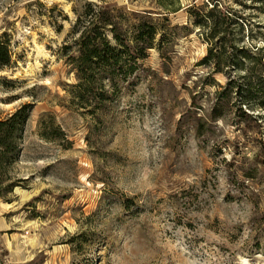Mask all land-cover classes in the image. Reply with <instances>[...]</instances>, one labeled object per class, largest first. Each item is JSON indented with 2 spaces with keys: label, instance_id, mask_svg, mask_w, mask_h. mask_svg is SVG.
I'll list each match as a JSON object with an SVG mask.
<instances>
[{
  "label": "rangeland",
  "instance_id": "1",
  "mask_svg": "<svg viewBox=\"0 0 264 264\" xmlns=\"http://www.w3.org/2000/svg\"><path fill=\"white\" fill-rule=\"evenodd\" d=\"M181 1L169 14L174 39L94 119L72 100L60 49L87 3H110L132 24L163 12L156 0H0L11 54L0 119L32 105L5 181L17 185L0 194V264H264V167L237 146L246 135L235 94L221 118L194 124L192 95L205 111L217 88L196 65L207 43L186 10L194 0ZM224 1L264 31V0Z\"/></svg>",
  "mask_w": 264,
  "mask_h": 264
},
{
  "label": "trees",
  "instance_id": "2",
  "mask_svg": "<svg viewBox=\"0 0 264 264\" xmlns=\"http://www.w3.org/2000/svg\"><path fill=\"white\" fill-rule=\"evenodd\" d=\"M181 2L156 0L163 10L158 12V18L146 14L132 24L125 13L110 3H87L70 38L60 49L62 58L75 73V83L70 93L78 108H84V113L94 119L106 114L111 102L117 101L122 83L143 68V61L150 50L166 40L174 39L177 33L172 31L174 28H171L169 14L180 11ZM186 10L192 25L207 43V54L196 65L203 68L202 77L210 79L217 88L213 104L205 111L198 103L196 94L192 95L190 112L194 124L199 131L204 121L221 118L228 99L235 94L234 104L244 117L239 126L246 135L242 141H238L237 146L242 150H253L255 165L264 167V31L254 33L245 13L224 0H194ZM160 21L165 22L164 31H161ZM182 28L192 32L189 24ZM160 33L162 37L158 42ZM2 39L0 37V67L9 65L11 61L9 42ZM258 39L262 40L263 45L257 44ZM220 73L227 78L225 84L215 78V74ZM190 75L188 73L187 77ZM184 84L191 90L189 81ZM194 85L197 86V81H194ZM31 107L29 103L23 104L0 119L2 196L17 185L14 181H5L10 166L19 158V140L26 128ZM51 125L61 138H67L60 127L54 123ZM249 133L252 135L248 136ZM42 135L46 139L51 138L46 127H42Z\"/></svg>",
  "mask_w": 264,
  "mask_h": 264
}]
</instances>
